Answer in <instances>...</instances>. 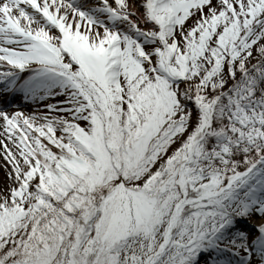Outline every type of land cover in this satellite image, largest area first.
<instances>
[{
    "label": "snow or ice",
    "instance_id": "1",
    "mask_svg": "<svg viewBox=\"0 0 264 264\" xmlns=\"http://www.w3.org/2000/svg\"><path fill=\"white\" fill-rule=\"evenodd\" d=\"M0 170V264H264V0H0Z\"/></svg>",
    "mask_w": 264,
    "mask_h": 264
},
{
    "label": "bare ground",
    "instance_id": "2",
    "mask_svg": "<svg viewBox=\"0 0 264 264\" xmlns=\"http://www.w3.org/2000/svg\"><path fill=\"white\" fill-rule=\"evenodd\" d=\"M8 99H10V100L12 101L13 97H8ZM14 99H15V98H14ZM30 107H32V106H30ZM27 109H28V108H27ZM27 109H26V110H27ZM1 174H2V173H1ZM1 174H0V175H1Z\"/></svg>",
    "mask_w": 264,
    "mask_h": 264
},
{
    "label": "rangeland",
    "instance_id": "3",
    "mask_svg": "<svg viewBox=\"0 0 264 264\" xmlns=\"http://www.w3.org/2000/svg\"><path fill=\"white\" fill-rule=\"evenodd\" d=\"M0 173H2V170H0Z\"/></svg>",
    "mask_w": 264,
    "mask_h": 264
}]
</instances>
